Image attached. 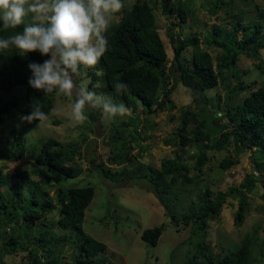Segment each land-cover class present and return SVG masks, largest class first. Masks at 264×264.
I'll return each mask as SVG.
<instances>
[{
	"label": "trees",
	"instance_id": "1",
	"mask_svg": "<svg viewBox=\"0 0 264 264\" xmlns=\"http://www.w3.org/2000/svg\"><path fill=\"white\" fill-rule=\"evenodd\" d=\"M169 1H163L164 9L171 14L178 13L180 21L185 23L190 9L182 10L180 6L174 9L168 5ZM207 4L209 7L204 3L202 8H207L211 15L226 6L223 0H208ZM120 13L119 21L113 23L106 33L109 47L96 68L102 72L101 76L98 78L89 70V76L93 75L89 86L101 80L105 94H113L117 83H127L129 90L114 95V99L124 103L131 112L140 109L149 115H157L176 108L171 96L177 85L181 84L190 91L191 102L180 110L181 123L173 135V144L182 148L193 145L197 150L192 157V165H188L183 157L166 158L161 161L160 169L146 166L141 175L130 179L147 182L151 193L175 227L179 224L190 227V235L184 242L188 249L182 264H263L264 238L260 236L259 226L253 227L252 233L245 235L235 249L220 248L215 252L207 238L209 221L221 213L229 199L238 203L235 224H242L249 205L248 195L258 189V181L250 174L238 186L214 192L203 179V168L208 162L206 152L222 151L231 144L236 154H241L242 150L253 152V169L264 170V87L251 90L250 86L239 81L240 75L247 74V70L240 71L237 68L241 55L254 60L261 58L259 51L264 48L263 24L259 20L243 24L241 18L235 20V16H232L234 20L229 23L228 29L226 26L214 25L202 41L194 35L181 39L174 36L171 30L169 36L174 45V59L167 67V53L150 2L135 0L131 3L125 0V8ZM259 16L261 20L264 19V14ZM251 26L254 29L248 34L247 30ZM22 30V26L0 30V38H7ZM240 31L242 34L239 38ZM190 47L191 61H183L182 53ZM203 47L222 51L217 63ZM46 59L50 57L41 56L38 52L24 54L15 48L0 50V124L20 104L23 114L30 113L33 103L41 104L50 114L55 92L46 96L28 83L32 75L28 65L33 62L42 64ZM261 62L264 76V59ZM232 81L238 83L232 86ZM217 87L221 88L223 95L217 92L206 94ZM245 92L249 93L241 101L238 100V96ZM2 95L8 98L2 100ZM87 117L82 124L89 128L90 123L99 120V113L92 110ZM190 124H195V127L188 130ZM130 127L133 130L127 138L125 134ZM138 128L139 117L112 126L108 138L114 143V153L106 165L92 158L89 161L91 170L104 180L114 183L122 181L126 174L112 171L111 167L123 166L127 160L123 152L128 144L142 141ZM166 144H170V141H166ZM58 146L55 139L43 141L38 152L33 155L35 164L46 168L52 177L58 175L56 177L60 182L81 176L84 169L79 161L83 159V154L76 150L62 153L58 151ZM27 152L31 151H27L19 131L1 158L16 162L24 159ZM237 163V158L226 157L221 160L219 167L229 170ZM137 166L141 167L140 164ZM38 173L41 174V171ZM17 177V182L9 186L5 193L1 188L8 180L0 175V264H4L1 260L3 254L11 255L18 250L27 251V264H59L62 260L58 246L64 244L75 247L73 264H104L103 261L96 263L94 260L106 251L107 246L87 236L82 230L85 211L94 196L93 187L63 185L54 192L53 203L47 198L39 199L35 188L23 196L22 189L28 173L21 171ZM56 207L59 210L57 223L68 231L67 235L57 236L48 226L39 227L36 224L37 220ZM4 229L8 233L3 232L5 234L2 236ZM163 230L164 225L145 229L141 233V240L155 247ZM31 237L36 247H30Z\"/></svg>",
	"mask_w": 264,
	"mask_h": 264
},
{
	"label": "rangeland",
	"instance_id": "2",
	"mask_svg": "<svg viewBox=\"0 0 264 264\" xmlns=\"http://www.w3.org/2000/svg\"><path fill=\"white\" fill-rule=\"evenodd\" d=\"M134 1L128 0L131 3ZM147 1L150 2L155 12L156 27L168 57L167 67L174 59V45L169 36L171 30L174 36L181 39L188 35H194L202 41L214 25L226 26L228 29L229 23L234 20L231 19L232 16H235V20L241 18L243 24L259 20L264 26V19L261 20L259 16L264 14V0H223L226 4L225 8L215 15H211L207 8H202L204 3L209 7L208 0H170L167 2L174 9L177 6H180L182 10L190 9L185 23L180 21L178 13L171 14L169 10L164 9V0ZM120 15L121 13L117 14L113 23L119 21ZM28 22H30V17L25 18V23ZM253 29L254 27L251 26L247 33L250 34ZM241 34V31L238 32L239 38ZM262 40L264 42V30ZM203 48L212 56L214 63H217L222 56V51L218 48ZM259 52L261 57L259 60L241 55L237 63V68L240 71L247 70V74L240 75L239 81L250 86L251 90L264 87V76L260 68L261 61L264 59V48ZM191 57L192 49L190 47L183 51L182 59L190 62ZM98 65L99 61L91 68H82L87 72V77L81 79L77 76L75 80L77 85H83L105 94L101 80H97L89 86L93 78V75L89 76V70L96 77L100 78L101 76L102 72L96 70ZM171 81L172 83H170L173 84L174 81ZM237 83V81H232L231 85L235 86ZM216 92L223 95L220 87L214 91H208L206 94L213 95ZM248 93L240 94L238 100L241 101ZM7 98L6 95H2V100ZM171 99L176 108L157 115H149L139 109L135 112L129 111L123 117L117 116L109 119L103 116L100 109H86V115L92 110L99 113V120L90 123L89 128L71 119V105L75 96L55 95L52 109L55 108L59 111L57 113L51 110L48 120L39 128V122L22 123L20 121L19 117L26 114L21 113L20 109H23V106L19 103L18 109H12L9 116L0 124V175L5 176L8 180L1 190L6 193L8 187L17 182V174L21 171L28 173V178L22 189L23 196L35 188L38 191L39 199L47 198L53 203L55 201L54 192L63 185L91 186L94 188V196L85 211L82 230L87 236L107 246L106 251L95 258L96 263L103 261L104 264H182L188 249L184 242L190 235V227H184L182 224L175 227L171 223V219L165 215L164 209L160 206L155 195L151 193L147 182L130 179V177L141 175L146 166L160 169L161 161L166 158L183 157L188 165L194 163L192 157L197 152L195 146L182 148L178 144H173L175 141L173 135L181 123L180 110L190 104L191 93L187 88L178 84ZM136 117H139L138 131L142 141L139 144L136 142L128 144L127 149L123 152L127 157L123 166L111 167L112 171L120 172L121 175L126 174V177H123L124 179L118 183L102 179L95 171L91 170L89 161L95 158L97 163L106 165L107 160L114 153L112 150L114 143L108 138L111 127L118 126L122 122L126 123L129 119ZM194 127L195 124H190L188 130ZM132 130L133 127H130L126 132L127 138ZM19 131L22 133L27 151L31 152H27L22 160L5 161L1 155L11 147L12 141L18 136ZM49 138L55 139L59 143L57 149L62 153L67 150H76L83 154V159L79 161L84 169L81 176L74 179L63 178L64 181L60 182L56 177L58 175L55 174L52 177L46 168L35 164L33 155L38 152L42 142ZM168 140L170 144H166ZM206 155L208 162L203 168V179L209 184L212 191L223 192L230 187L238 186L250 174L258 181V189L248 195L249 205L242 224L240 226L235 224L234 217L237 213L238 203L236 200L229 199L221 213L209 221L208 243L215 252L220 248L235 249L240 245L245 235L252 233V228L255 226H259L260 236L264 238V170L253 169L254 153L242 150L241 154H236L234 146L231 144L222 151H207ZM226 157H235L238 163L229 170H222L219 163ZM137 164H140L141 167ZM38 171H41V174ZM58 211L56 207L54 211L37 220L36 224L39 227L48 226L57 236L67 235L68 231L59 227L57 223ZM161 225H164V230L155 247L141 240L143 230ZM3 232L8 233L6 229ZM30 247H36L33 237H31ZM58 249H60L59 257L62 260L59 264H73L76 255L75 247L64 244L59 245ZM26 255L27 251L18 250L11 255L3 254L1 260L4 264H27Z\"/></svg>",
	"mask_w": 264,
	"mask_h": 264
},
{
	"label": "clouds",
	"instance_id": "3",
	"mask_svg": "<svg viewBox=\"0 0 264 264\" xmlns=\"http://www.w3.org/2000/svg\"><path fill=\"white\" fill-rule=\"evenodd\" d=\"M125 8V0H0V30L22 31L0 38V50L15 48L21 53L50 57L42 64L30 63V87L46 96L73 97L71 119L82 123L88 119L86 109H100L105 118L125 116L130 109L114 99L129 90L119 82L113 94L98 93L77 85L75 77H87L83 69L95 66L109 47L106 33ZM30 22L25 23V18ZM58 113V109H52ZM49 118L41 104L33 103L22 123L39 121L38 128Z\"/></svg>",
	"mask_w": 264,
	"mask_h": 264
}]
</instances>
